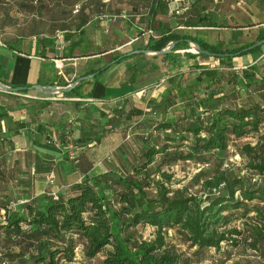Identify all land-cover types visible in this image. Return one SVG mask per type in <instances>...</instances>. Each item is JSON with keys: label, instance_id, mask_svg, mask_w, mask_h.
Wrapping results in <instances>:
<instances>
[{"label": "trees", "instance_id": "obj_1", "mask_svg": "<svg viewBox=\"0 0 264 264\" xmlns=\"http://www.w3.org/2000/svg\"><path fill=\"white\" fill-rule=\"evenodd\" d=\"M136 1L147 4L148 28L157 33L149 39L145 50L159 52L170 43L179 42L172 53L161 57L170 64L177 60V51L190 49L187 40L216 54L214 58L220 64L230 66L235 57L225 54L240 53L237 57H242L256 53L262 47L244 51L264 39V32L250 44L221 50V44L211 45L203 39L189 38L173 31L167 22L174 15H171L165 0ZM202 2L205 0H195L191 5L196 7ZM177 25L186 28H234L217 23L210 15H198L194 20ZM80 43H74L72 49L79 47ZM186 56L211 57L192 53H186ZM134 57L136 55L131 56L130 53L115 57L92 72L97 73L93 80L82 82L63 95L90 97L91 92L87 95L82 93L85 85L93 82L94 87L98 76L114 61L121 63ZM251 70L252 73L244 72L249 81L255 77V68ZM201 76L204 79H198L199 84L206 80L216 81L218 72L203 70ZM177 80L176 76L168 80L170 85L166 89V98L157 111L174 109L176 98L186 100L185 110L175 118L162 117L151 132L143 135L142 149L133 156L135 161L128 169V175L116 179L119 189H112L108 174L86 175L82 182L70 187L67 196L58 199L40 196L24 204L23 213L7 210L6 222L0 224V243L4 236L5 245L17 246L15 258L23 260L28 254L34 264L72 263L77 250L82 248L87 260H94L105 253L103 264H180L181 254L168 241L167 234L171 229H177L182 243L197 252L214 249L221 253L223 246L238 248L241 245L260 251L264 246V106L225 107L212 96L196 104L192 96L195 87L190 86L184 91L180 85H175ZM250 137L256 138V144H245L240 150L248 159L246 170L262 177V181L256 184L242 174L222 169L224 157L233 141ZM214 158L222 159L220 169L202 183L203 197L189 194L188 189L171 190L174 176L163 167L181 162L209 165ZM6 178L0 168L1 210L8 209L12 203L3 205L1 202L4 195L2 184ZM110 190L112 197L108 195ZM250 214L254 217L248 221ZM237 220L245 222V230L231 227ZM142 226L154 229L152 238L144 239L138 235L137 228Z\"/></svg>", "mask_w": 264, "mask_h": 264}, {"label": "crops", "instance_id": "obj_2", "mask_svg": "<svg viewBox=\"0 0 264 264\" xmlns=\"http://www.w3.org/2000/svg\"><path fill=\"white\" fill-rule=\"evenodd\" d=\"M241 2V5L247 4L246 13L250 15L246 23L229 22L227 25L234 28L209 29L254 31L256 35L264 30V0ZM56 21L59 26L51 20L44 23L35 20L23 34H12L4 42L0 39L1 83L14 88L34 85L66 87L103 67L119 56L115 55L116 52L140 39L134 38L132 43L111 48H107L104 41H96L91 51V45L85 43L90 20H82L85 23L81 22L82 26L71 32L64 27L63 19ZM2 29L5 30L4 26ZM59 29L64 33L62 47L56 38ZM183 29L173 25V30ZM78 41H81L79 47L72 49ZM259 52L233 60L238 63L250 60L248 66L264 75V49L261 47ZM140 55L121 63L114 61L98 76L94 87L92 82L82 88L84 95L91 92L87 98L42 97L34 92L10 94L0 90V168L7 177L2 184L5 196L1 197L2 201L15 202L14 205L20 208L18 212L23 213V205L40 196H67L70 187L82 182L86 175L97 177L127 166L131 157L142 149L143 135L151 132L156 122L170 110L157 111L166 98L171 74L169 62ZM201 58H191L186 65H203ZM181 64L182 67L176 69L177 73L180 72L176 73L179 78L188 72L185 63L181 61ZM160 72L166 79L161 86L160 82L152 83L161 80L157 76ZM179 103L176 102L175 107ZM239 142L233 141L235 144ZM50 174L55 177L53 185L47 182ZM4 252L8 253L5 249ZM76 253L75 261L79 259Z\"/></svg>", "mask_w": 264, "mask_h": 264}, {"label": "rangeland", "instance_id": "obj_3", "mask_svg": "<svg viewBox=\"0 0 264 264\" xmlns=\"http://www.w3.org/2000/svg\"><path fill=\"white\" fill-rule=\"evenodd\" d=\"M193 1L188 3L185 16L171 14L174 16H172L168 22L166 21L167 19L163 20L173 27V25L182 21L194 20L198 15H210L219 24H227L229 22L233 24L246 23L250 18V15L246 13L248 12L247 4L241 5V0H205V2L198 4L196 7L191 5ZM123 15H127V18H121ZM57 19H63L65 24L64 27L68 28L70 32L74 31L82 20H90L91 26L86 29L85 43L87 45L89 44V46L91 45V51L96 41H104L107 48H111L125 43H132L134 38H140L137 42H133L130 46L116 52L115 55L145 50L144 48L149 39L157 34L155 30H153V32L151 31V33L150 31L147 33L150 24L148 20L147 4H140L136 0H0V39L4 42L9 40L12 34H23L25 29H28V27L35 23V20L40 23L51 20L53 23H56V26H59V22L56 21ZM2 26H4L5 30L2 29ZM133 26H135V28L131 31L130 28ZM155 28H158L157 24H155ZM184 28L185 29L180 31H173L189 38L203 39L211 45L221 44V50L237 49L250 44L256 41L258 36L264 32V30H260L256 35L254 31L232 32L229 30L222 31L209 28L204 29L201 27H199L201 28L200 30ZM145 33L147 34L145 35ZM58 34L64 36V33L61 32L60 29L56 33V38ZM58 45L60 44L58 43ZM262 49H264V45ZM190 51H193L192 47L188 50L176 52L178 55L177 60L172 64L168 63V70L171 73L168 80L176 76L178 80L175 85H180L184 91L188 90L190 86H194L195 88H193L194 90L192 93L194 103L199 104L200 101L207 100L212 96L214 99L221 101L222 105L225 107L231 106L240 108L250 105L264 106V81L262 80V73L255 69V77L252 81H249L244 76L245 71L249 73L253 71L251 70L252 67L248 66L250 60H244V62L239 63L233 60L232 66H230L222 65L217 59L210 57L211 59L207 60L203 58L200 59V61L204 63L203 65L195 64L190 66L186 65V63L191 60V58L186 56V53L194 54V52ZM256 53L259 54L260 52L258 51ZM181 61H183V64L185 63L188 72L186 75L179 78L177 74L180 72L178 71L177 73L176 69L179 70L182 67ZM241 67L249 68L243 69ZM203 70L217 71V80H206L201 84L197 83L198 79H204V76H201ZM173 71L175 72L174 75H172ZM157 76L161 78V80L165 79L162 72ZM156 80H153L152 83L157 84L161 81ZM169 85L170 82L168 81V86ZM173 98H175V94H173ZM176 100V102H180V105L171 109L163 118H175L178 113L185 110L186 100L178 98H176ZM186 110L187 112L189 111L188 108ZM245 144L255 145L256 138L250 137L239 143L231 144L227 155L224 157L225 160L222 169H230L247 178H251L254 184L260 183L262 177L256 176L254 172L246 170L248 159L242 155L240 150V147ZM214 159L209 165L181 162L163 167L164 171L174 176L171 190L188 189L189 194L199 198L203 197L205 192L202 188V183L206 179L211 178L220 169L222 159ZM134 161L133 157H131L126 167L117 170V172L119 171L118 173L108 174L112 181L111 185L113 190L119 189L116 184L117 177L128 175V169H130ZM56 186L59 187L58 184H56ZM108 195L112 197V190L108 192ZM1 202L3 205H6L9 201L4 202L1 199ZM19 209V207L17 208L14 206L10 211L18 212ZM251 217H254V214H250L247 220L250 221ZM244 223L243 220H237L231 227L245 230L246 225ZM137 232L138 235L144 239H150L152 238L154 229L149 226H142L137 228ZM167 237L168 241L172 243L181 254L180 264H264V246H261L260 251H254L247 245H241L238 248L223 246V252L221 253L216 252L214 249L197 252L196 249H191L182 243V238L177 229L169 230ZM5 244L4 236H2L0 248L8 251V258L11 256L9 260L13 264H34L28 254L23 260L15 258V255L18 253L17 246H8ZM77 252L79 259L73 264H103L105 259V253L100 254L94 260H87L83 256L82 248L77 250Z\"/></svg>", "mask_w": 264, "mask_h": 264}, {"label": "water", "instance_id": "obj_4", "mask_svg": "<svg viewBox=\"0 0 264 264\" xmlns=\"http://www.w3.org/2000/svg\"><path fill=\"white\" fill-rule=\"evenodd\" d=\"M188 43V45L190 47H192L193 51L190 52H194V54H199V55H204V56H211V57H215L217 56L216 54H212L209 51H205L203 49H201V47L191 41H186ZM178 41L172 42L170 43L166 49L159 51V52H153L150 50H141V51H134L132 53H130V55H140V54H144V55H149V56H153V57H163L167 54H170L173 52V49L178 45ZM264 45V39H262L261 41L256 42L254 45L246 48L244 51L245 52H250L258 47H261ZM240 53H232V54H225L224 56H228V57H237L239 56ZM97 76V73H93L87 76H83L78 78L74 83H72L69 86L66 87H60V86H40V85H34L31 87H8L6 85H4L3 83L0 82V90L5 92V93H22V92H34L42 97H52V96H57V95H63V94H67L69 92H71L73 89H75L79 84H81L82 82L85 81H89L92 80L93 78H95Z\"/></svg>", "mask_w": 264, "mask_h": 264}, {"label": "built area", "instance_id": "obj_5", "mask_svg": "<svg viewBox=\"0 0 264 264\" xmlns=\"http://www.w3.org/2000/svg\"><path fill=\"white\" fill-rule=\"evenodd\" d=\"M167 3H168V5H169V10H170V13L171 14H176V15H183V14H185L186 13V11H187V6H188V3L190 2V1H193V0H165ZM78 11V10H77ZM121 18H127V15H123ZM150 33H151V31H150ZM57 38H58V42H59V46L60 47H62L63 45H64V36L63 35H57ZM166 81V79H163V80H161L160 81V85L159 86H161V84H164V82ZM158 86V87H159ZM140 94L141 93H138V95L140 96ZM130 136L128 135V138H129ZM47 182L49 183V184H54L55 183V177H54V175L53 174H50V175H48V177H47ZM54 199H58V196L56 195V194H52L51 195ZM15 205H14V203L12 202L9 206H8V209H2L1 211H0V219H1V223H4V222H6V216H7V210L8 211H10V210H12V208L14 207ZM0 264H13L10 260H9V258H8V256H7V254H6V252H4V250H0Z\"/></svg>", "mask_w": 264, "mask_h": 264}]
</instances>
